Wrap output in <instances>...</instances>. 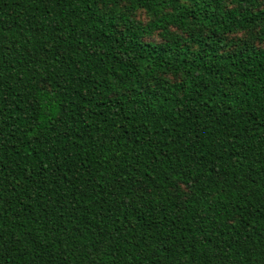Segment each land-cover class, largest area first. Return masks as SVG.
Returning <instances> with one entry per match:
<instances>
[{
    "label": "trees",
    "instance_id": "1",
    "mask_svg": "<svg viewBox=\"0 0 264 264\" xmlns=\"http://www.w3.org/2000/svg\"><path fill=\"white\" fill-rule=\"evenodd\" d=\"M0 264H264V0H0Z\"/></svg>",
    "mask_w": 264,
    "mask_h": 264
}]
</instances>
